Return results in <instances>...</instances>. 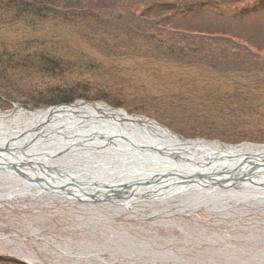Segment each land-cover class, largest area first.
Listing matches in <instances>:
<instances>
[{"label": "rangeland", "instance_id": "rangeland-1", "mask_svg": "<svg viewBox=\"0 0 264 264\" xmlns=\"http://www.w3.org/2000/svg\"><path fill=\"white\" fill-rule=\"evenodd\" d=\"M23 35L26 34L20 36ZM140 37H135L136 40L129 45L139 48L141 45L143 48L138 55L130 57L121 56L125 49L120 42L106 49L109 52L107 56L97 53L89 45L76 47V55L69 58L79 63L88 62L95 69L84 71L79 67L77 71L67 70L68 78L60 81L70 87L79 86L77 91L84 92L86 96L92 92L94 95L104 93L108 99L122 100L125 105L121 106L129 113L152 114L151 118L186 138H195L191 136L206 131L214 132L210 139L227 143L253 141H231L241 135L264 137V127L253 124V127L241 130V123L227 124L226 118L217 114L213 107L207 114L201 111L205 103L200 97L207 90L216 94L213 106L220 112L228 102L239 100L241 94L233 85L217 90L212 78L200 80L199 68L192 64L184 68L155 62L146 64L151 57L162 58L157 48H150L146 36L143 38L145 43L139 42ZM219 44L235 47L229 37L221 38ZM147 68L153 69L150 74ZM13 73L7 72L9 76ZM22 73H17L21 79L16 86H23L25 93L0 89V109L12 110L15 106L30 112L46 109L48 105L36 97V88L38 85L46 86V83L59 85V79H45L44 83L38 81L40 74L36 71L34 75L30 73L32 76ZM13 80L17 83L16 79ZM196 95L197 99L193 100ZM179 96L183 101L176 105ZM221 138H226V141ZM52 202L48 196L29 195L14 202L0 199V255L30 264H151L149 260L152 257L161 264H264V214L261 213L240 215V212H235L233 216L221 217L210 216L205 208H201L191 213L148 218L130 217L126 212L113 218L93 213L90 207L85 211L80 201L53 197ZM148 206L143 205L142 208L147 209ZM75 249L84 253L90 251L96 257L73 258L69 254Z\"/></svg>", "mask_w": 264, "mask_h": 264}, {"label": "trees", "instance_id": "trees-1", "mask_svg": "<svg viewBox=\"0 0 264 264\" xmlns=\"http://www.w3.org/2000/svg\"><path fill=\"white\" fill-rule=\"evenodd\" d=\"M22 33L26 35L21 37ZM140 35L139 42L145 43L146 36L150 48H157L162 58L151 57L146 64L163 63L172 68L192 64L199 68L200 80L212 78L219 91L231 84L241 94L220 112L213 106L216 94L207 90L200 97L205 103L201 111L207 114L213 107L227 124L241 123V130L253 124L264 127V97H260L264 94V0H0V89L25 93L23 86H16L21 79L17 73L21 72L34 75L36 71L40 74L38 81L44 82L65 80L67 70L77 71L79 67L92 71L95 67L88 62L69 58L76 55L79 46L89 45L107 56L106 49L120 42L125 49L121 56H136L143 47L129 44ZM228 37L234 49L219 44L221 38ZM222 43L225 45V41ZM7 72L14 73L9 76ZM191 82L194 85V80ZM38 86L36 97L45 105L68 103L78 97L125 105L122 100L106 98L104 93L86 96L77 91L79 86L70 87L64 81L56 86ZM176 100V105L183 101L180 96ZM213 135L206 131L191 137ZM259 137L241 135L231 141L264 142V137ZM0 259L24 264L4 256Z\"/></svg>", "mask_w": 264, "mask_h": 264}, {"label": "water", "instance_id": "water-1", "mask_svg": "<svg viewBox=\"0 0 264 264\" xmlns=\"http://www.w3.org/2000/svg\"><path fill=\"white\" fill-rule=\"evenodd\" d=\"M219 146L236 149H213ZM2 181L121 209L180 200L175 207L222 210L228 203L264 201V143L186 139L102 100L78 99L35 112L15 106L0 109ZM171 209L164 215L174 214Z\"/></svg>", "mask_w": 264, "mask_h": 264}, {"label": "bare ground", "instance_id": "bare-ground-1", "mask_svg": "<svg viewBox=\"0 0 264 264\" xmlns=\"http://www.w3.org/2000/svg\"><path fill=\"white\" fill-rule=\"evenodd\" d=\"M104 106V105H103ZM104 108L106 109V107L104 106ZM113 112V110L111 109L110 111L108 110V113H112ZM232 148L234 149L235 147H225V146H219L218 148H213V149H215V150H222V151H233L232 150ZM244 148V147H243ZM242 148V149H243ZM236 149V148H235ZM241 149V150H242ZM18 186H22L21 184H14V185H11V184H7L6 185V183H4L3 182V184H2V186H0L1 188L2 187H4L5 188V190H4V192L3 193H1L0 192V197L1 198H3V199H6V200H19L20 198H23V197H27V196H29V193H30V195L32 196V197H40V196H47V195H49V197H50V202H52V198L53 197H55V195H53V194H48V192H45L42 188H39V190L38 191H36L35 190V188H34V186H31L30 184H26V187L25 188H16V187H18ZM0 188V189H1ZM14 189V190H13ZM36 191V192H35ZM38 192V193H37ZM19 196V197H18ZM158 200H161V199H157V201ZM261 203H263L262 202V200L261 199H258ZM259 201H255L253 204L254 205H258L257 206V208L259 209V210H261V211H264V209H260L261 207H262V205L260 204V202ZM185 202V201H184ZM53 203V202H52ZM186 204V203H185ZM82 206H91V208H98L99 206H97V205H93V204H91V205H89V203L87 204V203H82L81 204ZM234 205V204H233ZM232 204H228V208H226V209H222V210H220V212H219V214L222 216V215H226V216H232L233 215V213H234V211L232 212L231 211V208H230V206H233ZM197 206L198 205H196V204H193V205H190V206H188V204H186V205H183V206H179V207H174L175 208V210H179V209H181V210H183L184 212L183 213H191V212H195L196 210H194L195 208H197ZM234 207V209H239L240 208V205H235V206H233ZM100 208V207H99ZM110 208L111 207H107V206H104V207H102L101 206V209H99L98 211L100 212V214H102V212L104 211L105 213H110V214H115V213H121L122 211H120V210H115V212H113L112 210H110ZM132 209H128V208H126V210H127V213H129V215H131V216H137V215H140V216H143V210L141 209V208H134V207H131ZM185 208H187V209H185ZM186 211H185V210ZM199 209H201V208H199ZM139 213V214H138ZM106 217V216H105Z\"/></svg>", "mask_w": 264, "mask_h": 264}, {"label": "flooded vegetation", "instance_id": "flooded-vegetation-1", "mask_svg": "<svg viewBox=\"0 0 264 264\" xmlns=\"http://www.w3.org/2000/svg\"><path fill=\"white\" fill-rule=\"evenodd\" d=\"M150 254H152L153 256L155 255L154 253H150ZM7 257V256H6ZM8 258V257H7ZM146 259H148V258H146ZM180 260H181V258H179ZM148 262V261H147ZM0 264H18V263H15V262H11V263H6V262H3L2 261V259H0ZM28 264H30V263H28ZM33 264H35V263H33ZM214 264H216V263H214Z\"/></svg>", "mask_w": 264, "mask_h": 264}]
</instances>
